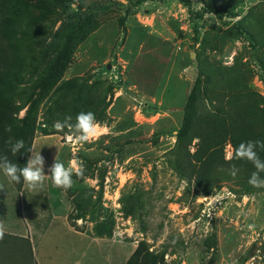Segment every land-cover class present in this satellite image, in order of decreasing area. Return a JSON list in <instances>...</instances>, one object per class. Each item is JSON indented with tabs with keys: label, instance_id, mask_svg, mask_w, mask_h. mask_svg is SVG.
Returning a JSON list of instances; mask_svg holds the SVG:
<instances>
[{
	"label": "rangeland",
	"instance_id": "374dc122",
	"mask_svg": "<svg viewBox=\"0 0 264 264\" xmlns=\"http://www.w3.org/2000/svg\"><path fill=\"white\" fill-rule=\"evenodd\" d=\"M18 1L6 132L27 159L41 153L46 176L30 190L0 170V264H126L139 247L136 264L146 252L155 264H264V187L235 158L264 142V0H188L191 13L178 0ZM221 6L234 16L207 10ZM81 112L97 124L87 142L53 127ZM55 157L73 168L67 190L49 176Z\"/></svg>",
	"mask_w": 264,
	"mask_h": 264
},
{
	"label": "clouds",
	"instance_id": "9594fccd",
	"mask_svg": "<svg viewBox=\"0 0 264 264\" xmlns=\"http://www.w3.org/2000/svg\"><path fill=\"white\" fill-rule=\"evenodd\" d=\"M72 117L66 116L63 121H56L53 127L58 132H63L65 128L69 129L72 135H69V140L75 137V140L80 143L87 142L91 137L96 134L97 124L95 121V115L92 112H81L76 116V122L71 123ZM10 145V151L13 155H16L24 148V141L17 140L15 143L11 138L7 141ZM256 147L264 150V142L261 141H249L247 143H241L238 148L235 149L236 159H246L254 165L257 171L253 172L248 183L253 187H264V178H261L259 173L264 172V161H261L257 152L254 150ZM31 155L27 159V163L24 167H19L17 164L8 160L7 156H0V170L7 177L9 182L23 183L30 190H37L43 186L45 180V159L40 152H31ZM226 159H233V153L229 152ZM238 169L234 166L230 169V174L235 176ZM49 176L51 177L52 184L55 187L63 188L67 190L73 184L72 166L65 167V165L59 160L54 159L52 165L48 168ZM77 176L83 175V169L76 171ZM0 189H3V185H0ZM210 201L218 200V197L211 196ZM251 227V226H250ZM4 228L3 224H0V239L3 238Z\"/></svg>",
	"mask_w": 264,
	"mask_h": 264
},
{
	"label": "trees",
	"instance_id": "16d2710c",
	"mask_svg": "<svg viewBox=\"0 0 264 264\" xmlns=\"http://www.w3.org/2000/svg\"><path fill=\"white\" fill-rule=\"evenodd\" d=\"M30 1V0H26ZM148 1V0H138L136 3L139 4L141 2ZM154 1V0H150ZM180 3H182L186 8L188 13H191L190 10V3L188 0H178ZM23 6H24V2ZM22 4L18 0H0V156L6 155V153H9L10 150L8 149L10 146L7 144V141L9 140L8 134H7V128L13 126L14 119L11 117V103L8 99V94L10 90H7L12 83L17 82V73L14 72V69L17 67V61L11 60V54L12 47L14 46L13 43V34L16 33V29L18 28L17 24V17L18 14L23 9ZM233 6H221L219 9L214 8H208L207 10L214 14L219 20H221L224 16H234L233 12ZM199 17H201V14H199ZM8 50V51H7ZM65 61L67 59L63 56H58L52 66L50 67L49 77H52L53 72H56L60 74L61 70H63L65 66ZM17 64V65H16ZM60 66H62V69L59 70ZM54 76V75H53ZM51 79V78H49ZM44 79H41L39 81L43 82ZM74 82H72L73 84ZM12 89V86L10 87ZM193 104L194 100L192 97V93L189 96V100L187 102V112L185 115L184 120V126L183 128L178 132L177 137L180 139L181 136L184 135L186 131V127L190 125V120L192 117L193 112ZM27 119L24 121H21V128H20V134L22 133V130L26 127ZM28 125V124H27ZM28 128H30L28 126ZM33 128H30V135L33 133ZM23 136H20L19 139H22ZM26 139V138H25ZM24 139V140H25ZM22 153V151H20ZM28 147L25 151V154L20 157V154H16L13 157H10V161L12 163L18 164L16 161H20L22 163V167H24L27 163V156H28ZM9 159V157H8ZM22 179V178H21ZM140 254H142L140 247L133 253L132 257L126 262V264H136L137 258L140 257ZM144 263L142 264H155V259L149 257V254L146 252L144 254Z\"/></svg>",
	"mask_w": 264,
	"mask_h": 264
},
{
	"label": "crops",
	"instance_id": "0c3cea01",
	"mask_svg": "<svg viewBox=\"0 0 264 264\" xmlns=\"http://www.w3.org/2000/svg\"><path fill=\"white\" fill-rule=\"evenodd\" d=\"M61 262H62V261H61ZM61 262H60V263H61ZM55 263L58 264L59 262H55Z\"/></svg>",
	"mask_w": 264,
	"mask_h": 264
}]
</instances>
